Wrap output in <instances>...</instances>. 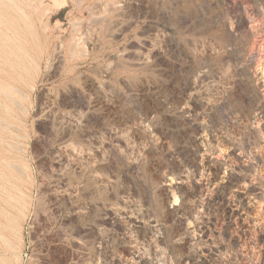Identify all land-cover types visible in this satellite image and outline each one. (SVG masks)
<instances>
[{
	"label": "rangeland",
	"instance_id": "obj_1",
	"mask_svg": "<svg viewBox=\"0 0 264 264\" xmlns=\"http://www.w3.org/2000/svg\"><path fill=\"white\" fill-rule=\"evenodd\" d=\"M25 1L0 0V264H264V0Z\"/></svg>",
	"mask_w": 264,
	"mask_h": 264
},
{
	"label": "bare ground",
	"instance_id": "obj_2",
	"mask_svg": "<svg viewBox=\"0 0 264 264\" xmlns=\"http://www.w3.org/2000/svg\"><path fill=\"white\" fill-rule=\"evenodd\" d=\"M9 1H10V0H9ZM11 1H13V0H11ZM19 1H20V0H19ZM26 1H27V0H26ZM26 1H25V2H26ZM74 1H75V0H74ZM226 1H227V0H226ZM75 2H76V1H75ZM262 2H263V1H262ZM13 3H14V2H13ZM15 3H16V1H15ZM23 3H24V2H23ZM27 3H28V2H27ZM40 3H42V2H40ZM32 4H33V3H32ZM77 4H78V1H77ZM2 5H3V3H2ZM15 5H16V4H15ZM21 5H22V1H21ZM97 5H98V3H97ZM77 6H78V5H77ZM20 11H21V10H20ZM23 11H24V10H23ZM41 11H42V10H41ZM31 15H32V14H31ZM241 16H242V15H241ZM99 19H100V18H99ZM237 19H238V17H237ZM240 19H241V18H240ZM242 19H243V18H242ZM244 21H245V20H244ZM29 22H30V21H29ZM33 22H34V21H33ZM245 23H246V22H245ZM3 24H4V23H3ZM243 24H244V22H243L242 20L239 21V25H243ZM73 25H74V23H73ZM73 25H72V26H73ZM73 30H74V29H73ZM37 35H38V34H37ZM64 36H65V35H64ZM64 36H63V37H64ZM8 37H9V36H8ZM2 38H3V37H2ZM62 39H63V38H62ZM74 39H75V38H74ZM2 41H3V40H2ZM16 41H17V40H16ZM5 43H6V42H5ZM9 43H10V42H9ZM73 43H75V42H73ZM76 43H77V42H76ZM76 43H75V44H76ZM78 43H79V42H78ZM61 44H62V43H61ZM58 45H59V48H60V49H59L60 51H58V52H63V51L61 50V49H63V48H61L60 44H58ZM76 45H77V44H76ZM73 46H74V44H72V47H73ZM7 47H8V46H7ZM56 47H57V46H56ZM56 47H54V48L56 49ZM57 48H58V47H57ZM78 48H79V47H78ZM71 49H74V50H75V47H74V48H71ZM10 50H11V49H10ZM56 50H57V49H56ZM74 50H72V51L74 52ZM153 50H154V49H153ZM153 50L151 51L152 54H150V56L153 55ZM21 51H22V50H21ZM72 51H71V53L73 54ZM148 51H149V50H148ZM149 52H150V51H149ZM138 53H139V52H138ZM147 53H148V52H147ZM51 54H52V53H51ZM57 54H59V53H57ZM78 54H79V53H78ZM60 55H61V54H60ZM76 55H77V54H76ZM147 55H149V53H148ZM50 56H51V55H50ZM56 56H58V55H56ZM56 56H55V57H56ZM58 57H60V56H58ZM58 57H56V60H57ZM72 57H73V55H72ZM50 58H51V57H49V59H50ZM52 58H53V57H52ZM62 58H63V57H62ZM253 58H254V57H253ZM46 59H47V58H46ZM58 59H59V58H58ZM54 60H55V59H54ZM60 60H61V59H60ZM60 60H59V63H62V62H60ZM62 60H63V59H62ZM139 60H140V59H139ZM51 61H52V60H51ZM51 61H49V63H50ZM53 62H57V61H53ZM59 63L57 62L56 64L59 65ZM41 64H42V63H41ZM50 64H51V63H50ZM52 64L55 65V63H52ZM52 64H51V65H52ZM62 64H63V63H62ZM60 65H61V64H60ZM60 65H59V66H60ZM38 66H39V65H38ZM38 66H37V67H38ZM48 67H49V65H48ZM50 67H53V65L50 66ZM28 69H29V68H28ZM49 69L52 70L51 68H49ZM56 69H57V68H56ZM262 70H263V69H262ZM3 71H4V70H3ZM32 74H33V73H32ZM19 76H20V75H19ZM30 77H31V76H30ZM250 83H251V82H250ZM250 86H251V85H250ZM252 87H253V86H252ZM3 89H4V88H3ZM15 89H16V88H15ZM252 89H253V88H252ZM7 90H8V89H7ZM12 90H13V89H12ZM4 91H5V89H4ZM14 91H15V90H14ZM16 91H18V88H17ZM16 91H15V92H16ZM255 91H256V90H255ZM12 92H13V91H12ZM18 92H20V90H19ZM22 92H23V91H22ZM22 92H21V94H22ZM54 92H55V90H54ZM54 92H51V93H54ZM59 92H60V91H59ZM3 93H4V92H3ZM5 93H6V91H5ZM5 93H4V94H5ZM7 93H8V92H7ZM10 93H11V92H9V94H10ZM56 93H57V92H56ZM56 93H55V94H56ZM9 94H8V95H9ZM11 94H12V93H11ZM60 94H61V92H60ZM60 94H59V96H61ZM6 95H7V94H5V96H6ZM8 95H7V98H9ZM23 95H24V94H23ZM57 95H58V94H56L55 97H57ZM254 95H255V94H254ZM256 95H257V93H256ZM256 95H255V96H256ZM52 96H54V95H52ZM59 96H58V98H59ZM257 96H258V95H257ZM257 96H256V97H257ZM13 97H14V96H13ZM55 97H54V98H55ZM15 98H16V96H15ZM9 99H11V96H10ZM13 99H14V98H13ZM11 100H12V99H11ZM14 100L16 101V99H14ZM14 100H12V101H14ZM55 101H57V100H55ZM57 102H58V101H57ZM0 103H1V102H0ZM15 103H17V102H15ZM0 105H1V104H0ZM3 106H4V105H3ZM1 107H2V106H1ZM187 107H188V105H187ZM194 107H195V106H194ZM2 108H3V107H2ZM183 108H184V107H183ZM190 108H192V107L189 106V109H190ZM184 109H185V108H184ZM186 109H187V108H186ZM6 110H7V109H6ZM190 110H191V109H190ZM8 111H9V110H8ZM194 111H195V110H194ZM10 112H11V111H10ZM185 112H186V111H185ZM2 113H3V112H2ZM68 113H69V112H68ZM191 113H192V111H191ZM191 113H189V114H191ZM194 113H195V112H193V114H194ZM198 113H199V112H198ZM8 114H9V113H8ZM69 114H71V113H69ZM69 114H68V115H69ZM9 115H10V114H9ZM63 115H64V114H63ZM65 115H67V114H65ZM184 115H185V114H184ZM195 115H196V114H195ZM200 115H201V114H200ZM68 117H69V116H68ZM68 117H67V118H68ZM186 117H188V116H186ZM190 119H191V118H190ZM200 119H201V118H200ZM203 119H204V118H203ZM1 120H3V119L1 118ZM186 120L188 121L189 119H186ZM193 120H198V119H193ZM201 120H202V119H201ZM201 120H200V122H199V125H200V123H201ZM259 120H260V119H259ZM7 122H8V121H7ZM196 122H198V121H196ZM260 122H261V121H260ZM194 123H195V122H194ZM0 124H1V123H0ZM8 125H9V124H8ZM11 126H12V125H11ZM140 126H141V125H140ZM141 127H142V126H141ZM141 127H139V128H141ZM195 127H196V126H195ZM4 128H5V127H4ZM201 128H202V125H201ZM6 129H7V128H6ZM196 129H197V128H196ZM199 129H200V128H199ZM202 129H203V128H202ZM142 130H143V128H142ZM142 130H141V131H142ZM203 130H204V129H203ZM144 131H145V129H144ZM200 131H201V130H199L198 132H200ZM142 132H143V131H142ZM146 132H147V131H146ZM139 133H140V132H139ZM203 133H204V131L202 132V134H203ZM204 134H205V133H204ZM139 135H142V134L140 133ZM199 135H200V134H199ZM207 135H208V134H207ZM146 136H147V135H146ZM201 136H202V135H201ZM210 136H211V135H210ZM120 137H121V136H120ZM142 137H145V136H142ZM215 137H216V136H215ZM201 138H202V137H201ZM205 138H206V135H205ZM210 138H211V137H210ZM77 140H78V139H77ZM116 140H117V139H116ZM198 140H201V139H198ZM73 142H74V141H73ZM118 142H119V141H118ZM196 142H197V141H196ZM202 142H203V141H202ZM210 142H212V141H210ZM75 143L77 144V142H75ZM198 143H199V142H198ZM198 143H197V144H198ZM199 144H200V143H199ZM71 145H72V144H71ZM74 145H75V144H74ZM78 145H79V144H78ZM72 146H73V145H72ZM81 146H82V144H81ZM81 146H80V147H81ZM118 146H120V145H118ZM121 146H122V145H121ZM122 147L125 148L124 146H122ZM68 148L70 149L69 146H68ZM73 148H74V147H73ZM76 148H77V147H76ZM76 148H75V149H76ZM116 148H118V147H116ZM123 148L120 147V149H118V150H122ZM71 149H72V147H71ZM71 149H70V150H71ZM113 149H114V147L112 148V150H113ZM70 150H69V152H70ZM80 150H82V149H80ZM80 150H79V151H80ZM83 150H84V149H83ZM83 150H82V151H83ZM114 150H116V149H114ZM77 151H78V150H76V152H74V151H73V152H74V153H77ZM82 151H81V152H82ZM116 151H117V150H116ZM116 151H115V152H116ZM122 151H123V150H122ZM198 151H199V150H198ZM198 151H197V152H198ZM71 152H72V151H71ZM73 152H72L71 154H73ZM111 152H112V151H111ZM86 153H87V152H86ZM96 153H97V152H96ZM99 153H100V152H99ZM82 154H83V153H82ZM84 154H85V152H84ZM97 154H98V153H97ZM116 154H117V153H116ZM116 154H115V155H116ZM119 154H120V153H119ZM77 155H78V154H77ZM79 155H80V154H79ZM85 155H86V154H85ZM100 155H101V154H100ZM194 155H195V154H194ZM102 156H103V155H102ZM113 156H114V155H113ZM117 156H118V155H117ZM119 156H121V155H119ZM74 157H75V156H74ZM86 157H88V155H86ZM99 157H100V156H99ZM196 157H197V156H196ZM71 158H73V157H71ZM115 158H116V157H115ZM87 159H88V158H86V160H87ZM122 159H123V158H122ZM199 159H200V158H199ZM81 160H82V159H81ZM81 160H80V161H81ZM84 160H85V158H84ZM194 160H195V159H194ZM202 160H205V159H202ZM89 161H90V160H89ZM101 161H102V160H101ZM118 161H119V160H118ZM196 161H198V160H196ZM199 162H200V161H199ZM201 162H202V161H201ZM95 163H96V162H95ZM97 163H98V162H97ZM97 163H96V164H97ZM99 163H100V162H99ZM116 163H117V162H116ZM118 163H121V162H118ZM122 163H123V162H122ZM194 163H195V162H194ZM202 163H204V161H203ZM7 164H9V163H7ZM87 164H89V163H87ZM192 164H193V163H192ZM198 164H199V163H198ZM198 164H197V166L195 167V170H196L197 172L201 169V168L198 166ZM91 165H92V164H91ZM94 165H95V164H94ZM94 165H92V166H94ZM199 165L201 166L202 164L200 163ZM212 165H213V164H212ZM10 166H11V165H10ZM12 166H13V165H12ZM92 166H90V168H91ZM99 166H100V164L98 165V169H100V167H101V166H100V167H99ZM193 166H194V165H193ZM202 166H203V165H202ZM202 166H201V167H202ZM88 167H89V165H88ZM128 167H129V166H128ZM216 167H217V166H216ZM14 168H16V167H14ZM95 168H96V166H95ZM95 168H94V169H95ZM193 168H194V167H193ZM8 169H9V168H8ZM96 169H97V168H96ZM98 169H97V171H98ZM202 169H203V167H202ZM205 169H206V167H205ZM205 169H204V172H205ZM207 169H208L209 172H211V173H213V174L215 175L214 178H213V180L210 182V183H212V185H214L215 182H216V180H217V179H216V176H218V175H216L217 172H215L214 168L211 167V166H208ZM92 170H93V169H92ZM193 170H194V169H193ZM17 171H18V169H17ZM201 171H202V173H204L203 170H201ZM82 172H83V171H82ZM193 172H194V171H193ZM8 174H9V173H8ZM97 174H98V173H97ZM97 174H96V175H97ZM193 174H194V173H193ZM213 174H211V176H212ZM93 175H95V173H94ZM96 175H95V176H96ZM98 175H100V174H98ZM90 176H91V175H90ZM101 176H102V175H101ZM8 177H9V176H8ZM93 177H94V176H92V177H89V176H88V180H89V178L92 179ZM181 177H182V176H181ZM183 177H184V176H183ZM183 177H182V178H183ZM194 177H195V175H194ZM202 177H203V176H202ZM94 178H95V177H94ZM109 178H110V177H109ZM109 178H108V179H109ZM184 178H185V177H184ZM101 179H102V177H101ZM208 179H209V178H208ZM208 179H207V180H208ZM97 180H99V179H98V176H97ZM102 180H103V179H102ZM104 180H106V178H105ZM5 181H6V180H5ZM89 181H91V180H89ZM89 181H88V182H89ZM93 181H95V180L93 179ZM93 181H92V182H93ZM110 181H111V180H110ZM114 181H115V180H114ZM182 181H183V179H182ZM86 182H87V181H86ZM86 182H85V183H86ZM108 182H109V181H108ZM108 182H106V184H107ZM103 183H105V182H103ZM111 183H112V181H111ZM204 183H205V181H204ZM208 183H209V182H208ZM208 183H207V184H208ZM210 183H209V184H210ZM213 183H214V184H213ZM94 184H96V182H94ZM98 184H99V183H98ZM100 184H102V183H100ZM106 184H103V185H106ZM202 184H203V183H202ZM92 185H93V183H92ZM110 185H112V184H110ZM197 185H198V184H197ZM218 185H220V184H218ZM93 186H94V185H93ZM99 187H100V186H99ZM99 187L97 186V188H99ZM101 187H103V186H101ZM101 187H100V188H101ZM105 187H107V186H105ZM170 187H171V186H170ZM195 187H196V186H195ZM217 187H218V186H217ZM108 188H109V187H108ZM110 188H112V187H110ZM113 188H114V187H113ZM221 188H222V186H221ZM4 189H5V188H4ZM170 189H171V188H170ZM210 189H211V188H210ZM213 189H214V188H213ZM226 189H227V188H226ZM204 190H205V189H204ZM224 190H225V189H224ZM227 190H228V189H227ZM257 190H258V189H257ZM217 191H218V190H217ZM242 191H243V190H242ZM258 191H259V190H258ZM258 191H257V192H258ZM196 192H197V191H196ZM239 192H240V191H239ZM250 192H251V191H250ZM246 193H249V192L247 191ZM255 193H256V191H255ZM258 194H259V192H258ZM233 195H235V193H234ZM248 195H249V194H248ZM244 196H246V195L244 194ZM253 196H254V195H253ZM17 197H18V196H17ZM234 197H235V196H234ZM249 197H250V195H249ZM18 198H19V197H18ZM247 198H248V197H247ZM248 199H250V198H248ZM256 199H258V198H257V195H256ZM236 200H237V199H236ZM244 200H245V199H244ZM219 201H221V200H219ZM249 201H250V200H249ZM255 201H256V200H255ZM17 202H18V201H17ZM241 202H243V201H241ZM245 202H246V201H245ZM250 202H251V201H250ZM250 202H249V203H250ZM256 203H257V202H256ZM220 204H221V203H220ZM235 204H236V203H235ZM241 204H242V203H241ZM241 204H240V205H241ZM251 205H252V204H251ZM236 207H237V206H236ZM236 207H235V208H236ZM241 207H242V206H241ZM245 207H246V206H245ZM252 207H253V206H252ZM2 208H3V207H2ZM233 209H234V208H233ZM236 209H237V208H236ZM243 209H244V207H243ZM249 209H250V207H249ZM244 210H245V209H244ZM5 211H6V210H5ZM238 211H239V210H238ZM250 211H252V210H250ZM19 212H20V210H19ZM244 212H245V211H244ZM248 213H249V212H248ZM244 214H245V213H244ZM251 214H252V213H251ZM251 214H250V215H251ZM2 215H3V213H2ZM241 215H242V214H241ZM252 215H253V214H252ZM252 215H251V216H252ZM228 216H229V215H228ZM10 217H11V216H10ZM23 217H24V216H23ZM14 218H15V217H14ZM234 218H235V217H234ZM238 218H239V217H238ZM238 218H236V219H238ZM6 219H7V218H6ZM10 219H11V218H10ZM19 219H20V218H19ZM7 220H8V219H7ZM244 220H247V219H244ZM242 221H243V220H242ZM247 221H248V220H247ZM17 222H18V220H17ZM245 222H246V221H245ZM15 223H16V220H15V221H14V220H10V225L8 226V231L10 232V236H11V238L2 237L3 241H4V242L6 243V245H7L8 250L13 251V254H14V252H15V254H16V249L19 248V245H18V243H17V242H18V239H19V229L15 226ZM133 223L135 224V221H134ZM140 223H141V222H140ZM140 223H139V224H140ZM126 224H127V223H126ZM128 224H129V223H128ZM19 225H20V224H19ZM128 226H129V225H128ZM135 226L137 227V224H136ZM139 226H140V225H139ZM19 227H20V226H19ZM136 227H135V229H136ZM141 227H142V225H141ZM141 227H140V228H141ZM201 229H202V228H201ZM139 230H141V229H139ZM200 232H201V231H200ZM203 233H204V232H203ZM206 234H207V233H206ZM20 235H21V234H20ZM207 237H208V236H207ZM20 241H21V239H20ZM154 244H155V243H154ZM155 246H156V245H155ZM1 254H2V253H1ZM8 254H9V253H8ZM15 254H14V255H15ZM17 254H21V253H17ZM21 255H22V254H21ZM6 256H7V255H6ZM12 256H13V255H12ZM13 257H14V256H13ZM15 258H16V255H15ZM16 259H17V258H16ZM19 259H20V258H19ZM3 264H7L6 261H3Z\"/></svg>",
	"mask_w": 264,
	"mask_h": 264
}]
</instances>
